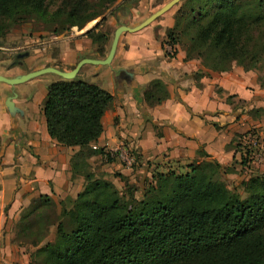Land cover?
<instances>
[{"label": "trees", "instance_id": "1", "mask_svg": "<svg viewBox=\"0 0 264 264\" xmlns=\"http://www.w3.org/2000/svg\"><path fill=\"white\" fill-rule=\"evenodd\" d=\"M114 1L62 0L49 10L47 0H0V36L5 21L39 19L60 33L101 16L84 34L103 56L108 38L96 29ZM180 1L163 43L171 46L167 56L182 43L184 60L201 59L213 71L235 65L262 69L264 0ZM141 96L148 106L161 103L169 96L166 83L150 80ZM112 102L109 91L80 79L47 86L42 106L47 132L62 145L78 147L70 166L83 186L75 197L56 201L41 194L21 208L15 240L35 247L29 264H264V175L242 181V198L225 182L226 166L203 158L184 172H157L136 196L135 186L125 195L85 170L98 154L101 161L115 159L92 148ZM52 228L54 239L41 244Z\"/></svg>", "mask_w": 264, "mask_h": 264}, {"label": "crops", "instance_id": "2", "mask_svg": "<svg viewBox=\"0 0 264 264\" xmlns=\"http://www.w3.org/2000/svg\"><path fill=\"white\" fill-rule=\"evenodd\" d=\"M168 1H117L108 10L115 28L105 54H96L92 40L83 34L82 42L74 48H62L61 71H71L80 56L104 59L116 29L138 25ZM170 11L167 9L137 31L121 29L108 63L88 62V76L94 80L89 83L113 95L111 106L101 118L102 132L92 146L103 150L113 149L118 143L130 146L139 170L146 174L163 172L171 162L187 168L193 160L203 158L226 166L238 158L240 142L235 141L236 133L246 131L248 124L238 118L234 99L253 97L255 77L251 71L234 67L227 72L209 71V75L197 78L195 74L200 70L195 59L184 60L181 50L167 56L163 43L166 31L173 25ZM100 20L93 19L88 29ZM83 44H88V49ZM0 49L4 50L0 52V76L8 79L55 67L36 60L28 51ZM69 66L72 69L67 71ZM46 72L54 71L44 70L18 82L0 80V264H15L27 257L11 241L10 233L22 207L41 194L55 199L75 197L83 186L82 177H72L70 166L78 147L62 145L49 136L42 111L46 92L41 96L31 94L43 79L39 75ZM154 78L164 80L169 96L148 106L141 95ZM230 96H234L232 101L228 100ZM102 169L121 174L128 171L116 160L104 161Z\"/></svg>", "mask_w": 264, "mask_h": 264}, {"label": "rangeland", "instance_id": "3", "mask_svg": "<svg viewBox=\"0 0 264 264\" xmlns=\"http://www.w3.org/2000/svg\"><path fill=\"white\" fill-rule=\"evenodd\" d=\"M61 1L62 0H47L49 10L56 8V5L61 3ZM117 1L121 0H115L114 3H116ZM125 1L136 2L137 0ZM181 2L182 1H179L171 7L170 12H173L172 17L174 16L175 11L179 8ZM114 3H112L109 8H111ZM109 8L105 11V18L98 28V30L105 33L108 38L105 43L106 51L108 50L109 43L115 28L114 23L110 21L111 15L108 11ZM148 11L149 10L146 8L145 12ZM99 18H101V16H98L97 18H95V20H98ZM92 21L93 20L86 22V24H84L82 28L72 26L69 29H66L60 33H54L52 31V24L46 23L45 21L39 19L33 18L15 24H10L5 21L6 23L3 28L2 35L0 36V47L6 49L8 48L10 50H13V52L21 53L28 51L31 55H34L36 60L55 65L56 69L61 71L62 64L59 60V55L62 53V48H74L76 43L82 42V35L88 30V27L93 24L94 21ZM84 45L85 48L88 49V44H83L82 46ZM92 48V50L97 54L98 45L93 43ZM177 50H181L185 55L184 46L182 43H177L176 52ZM2 51L4 50L0 49V52ZM86 53H88V51ZM14 54L15 53H13L12 56H14ZM82 59L87 58H81L80 56L79 60ZM194 59L196 60L194 61L195 65H199V70L201 72H205L207 73V75H209V71H213L208 67L204 66L202 64L201 59L193 58V60ZM88 64L90 63H82L79 71L76 72L73 78L82 79L86 82L94 81L92 76H88ZM234 67L242 68L239 65H235ZM71 69L72 66L67 67V71ZM244 71L253 72L252 74L256 80V84H254V87L252 88L253 97L251 99H234L237 101L235 104V109L237 110L236 112L240 113L238 118L241 117L240 120H242V122L244 121L248 123L247 130L236 133L235 141L240 142V153L237 159H233L230 164L226 165L225 170L229 171L223 175V178L227 185L230 188L234 189L242 198H244L246 195L245 190L242 186V181L254 175H264V64L262 66V69L256 68ZM39 77H42L43 79H41L38 85H36V88H33L31 90V94H38L40 96L45 94L47 86L50 83L61 78L60 74L56 72L42 73L41 75H39ZM232 97L234 98V96H230L228 100L232 101ZM244 108L247 109V115H245V117H243ZM245 119L247 120L245 121ZM114 158V160L118 161L122 166H124L128 170L127 173L121 174L116 170H113L114 173L104 171V169H102L104 161H101L103 159L98 156L93 157L89 160V166L87 165L85 167V170H90L97 177L111 181L114 186L125 195H127L128 191L131 189V186H135L137 188V190L134 192L135 195L141 196V189L152 179V176L158 171L150 172V174L142 173L139 170V164H137V156L136 163L131 167H127L123 163H121V160L118 156L117 158ZM171 163L169 164V166H166L162 171L167 172L168 170H174L176 172H184L186 169L185 166L173 162ZM55 200L58 201L60 199L56 198ZM10 233L11 241L16 244L17 241L15 240V238L17 237V233L15 226L12 227ZM53 239L54 228L51 229L50 233L41 244H44L46 241H52ZM19 247H21L20 250H23V254H25L27 257H23L21 262L16 261L15 264H29L30 254L34 251L35 247L29 244H24Z\"/></svg>", "mask_w": 264, "mask_h": 264}, {"label": "water", "instance_id": "4", "mask_svg": "<svg viewBox=\"0 0 264 264\" xmlns=\"http://www.w3.org/2000/svg\"><path fill=\"white\" fill-rule=\"evenodd\" d=\"M180 0H169L168 2H166L163 6H161L159 9H157L155 12H153L151 15H149L147 18H145L142 22H140L138 25L130 28V27H126V26H122L121 28L116 29L112 42L110 44V48L108 51L107 56L102 59V60H96V59H82L80 60L75 67L69 71V72H64V71H60L54 67H46L44 69L38 70V71H33L30 72L29 74H27L26 76L20 78V79H8L5 77L0 76V80H4L7 82H18V81H22V80H26L31 76H34L36 74H39L40 72H43L44 70H52L58 74H60V76L63 79H72L76 72L78 71L79 67L81 66L82 63L84 62H93V63H108L110 61V59L112 58V55L114 53L115 47H116V43H117V37H118V33L121 29L133 32V31H137L139 29H141L142 27L146 26L147 24L151 23L152 21H154L156 18H158L162 13H164L167 9L171 8L172 6H174L176 3H178Z\"/></svg>", "mask_w": 264, "mask_h": 264}, {"label": "built area", "instance_id": "5", "mask_svg": "<svg viewBox=\"0 0 264 264\" xmlns=\"http://www.w3.org/2000/svg\"><path fill=\"white\" fill-rule=\"evenodd\" d=\"M166 52L171 51V46L169 44L165 45ZM92 148H97L93 145ZM105 152H108L111 156L120 158L121 163L127 167H131L136 163V156L134 151L130 146H126L124 143H118L113 149H105Z\"/></svg>", "mask_w": 264, "mask_h": 264}]
</instances>
